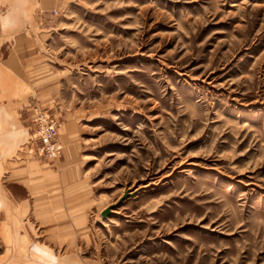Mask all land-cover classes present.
I'll list each match as a JSON object with an SVG mask.
<instances>
[{
    "label": "rangeland",
    "instance_id": "1",
    "mask_svg": "<svg viewBox=\"0 0 264 264\" xmlns=\"http://www.w3.org/2000/svg\"><path fill=\"white\" fill-rule=\"evenodd\" d=\"M10 7L0 60L33 97L0 184L22 235L100 264H264V0H62L14 37ZM37 108L58 157L32 148ZM4 209L0 264H23Z\"/></svg>",
    "mask_w": 264,
    "mask_h": 264
},
{
    "label": "crops",
    "instance_id": "2",
    "mask_svg": "<svg viewBox=\"0 0 264 264\" xmlns=\"http://www.w3.org/2000/svg\"><path fill=\"white\" fill-rule=\"evenodd\" d=\"M8 1L11 7L3 13L2 17L7 22L6 26L12 32L11 36L14 37L21 35L22 31L20 32L18 29L20 27H25V30L30 32L24 25L27 21H33V10H49L58 6L62 0ZM12 52L3 60H0V158L15 153L18 147L24 144L30 136L23 110L32 101L33 94L28 93L25 88L26 83L13 70L14 65L12 63L15 55H12ZM1 163L0 161V174L3 169ZM8 195L0 184V205L2 208H6L4 211H7V213L13 212L15 214V224L13 226L8 223L2 225L5 242L9 246H15L11 250L9 260H18L16 256H13L16 250L17 253L21 254L20 259L25 261L23 264H100L91 261L84 262L77 254L60 256L54 248L48 245L30 243L29 235H22L20 231L22 227L25 228L24 219L29 212V205L24 200L19 207L7 208L2 196L7 197ZM18 246H20L19 249Z\"/></svg>",
    "mask_w": 264,
    "mask_h": 264
},
{
    "label": "built area",
    "instance_id": "3",
    "mask_svg": "<svg viewBox=\"0 0 264 264\" xmlns=\"http://www.w3.org/2000/svg\"><path fill=\"white\" fill-rule=\"evenodd\" d=\"M35 123V144L39 154L48 158L58 157L62 151V144L59 141V122L51 116L49 110L37 108L34 115Z\"/></svg>",
    "mask_w": 264,
    "mask_h": 264
},
{
    "label": "water",
    "instance_id": "4",
    "mask_svg": "<svg viewBox=\"0 0 264 264\" xmlns=\"http://www.w3.org/2000/svg\"><path fill=\"white\" fill-rule=\"evenodd\" d=\"M132 194L131 191H127L125 193V195L121 198V200L117 203V204H114L112 207H109L108 209H106L104 212H103V215L104 216H108L109 214L112 213V208H116L118 207L119 205H121L122 201L127 198L128 196H130Z\"/></svg>",
    "mask_w": 264,
    "mask_h": 264
}]
</instances>
